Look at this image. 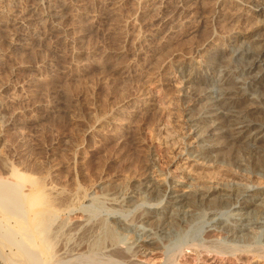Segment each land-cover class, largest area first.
<instances>
[{
  "label": "rangeland",
  "instance_id": "1",
  "mask_svg": "<svg viewBox=\"0 0 264 264\" xmlns=\"http://www.w3.org/2000/svg\"><path fill=\"white\" fill-rule=\"evenodd\" d=\"M156 1L51 0L52 6L65 3V32L57 33L64 37L62 43L56 42V33L35 34L32 26L19 30L13 26L9 32L0 28V186L22 187L21 196L38 189L48 201L67 196L73 212L60 214L59 219L73 226L86 221L82 207L122 205L131 194L140 195L137 190L155 176L173 182L176 193L187 190L190 182L174 149L201 103H190L178 70L185 67L189 74L201 76L209 67L205 60L210 54L218 60L216 71L229 68L238 36L259 26L264 0H186L188 11L177 21L178 32L168 37L161 34L162 24L153 22ZM33 3L16 0L12 13L20 10L14 14L20 18ZM42 7L40 13L48 10ZM24 31L27 42L19 46L16 40ZM259 72L252 97L260 101L264 70ZM259 101L245 105L264 107ZM221 141L202 151L204 179L211 171V176L220 172L218 164L246 153L242 146L230 149ZM52 191L61 194L50 195ZM134 200L144 208H155L139 197ZM95 209L97 216L107 214ZM196 212L194 234L181 239L182 245L178 242L171 263L158 249L141 250L133 260L138 264H264L245 250L217 255L198 248L205 213ZM213 233L210 239L223 236ZM119 238L122 250L134 240L131 234ZM170 239L165 244L171 246L177 236Z\"/></svg>",
  "mask_w": 264,
  "mask_h": 264
},
{
  "label": "bare ground",
  "instance_id": "2",
  "mask_svg": "<svg viewBox=\"0 0 264 264\" xmlns=\"http://www.w3.org/2000/svg\"><path fill=\"white\" fill-rule=\"evenodd\" d=\"M15 1L0 0V28L9 32L13 26L18 30L32 26L35 34L56 35V42H63L61 39L64 37L57 36V33L65 32L62 26V11L66 8L64 2L52 6L51 0H34L31 10L23 12L24 9L18 18L14 14L17 15L20 10L14 14L12 12L16 8L11 10ZM171 2L172 5L169 4ZM185 2L158 0L152 5L157 10L153 22L162 24L161 34L165 37L178 32L177 21L186 15ZM42 5L48 8L44 13L39 11ZM263 6L260 12L258 10L262 17L261 21L258 20L259 26L249 32L243 31L231 48L229 68L226 66L227 69L216 71L218 60L210 54L206 55L209 67L203 75H191L185 67L178 70L187 88L186 97L191 98L190 103H201L193 115L195 117L188 113V120L191 121L186 136H181V144L174 146V155L179 158L182 172L190 182L188 191L176 193L177 186L173 182L150 175V182L137 190L141 192L137 197L133 193L129 200L123 199L125 202L118 206L111 204L105 208L102 203V207L96 204L94 207H82L86 221L73 226L59 219L60 214L65 216L73 212L67 196L59 202L48 201L38 189L28 196H21L22 187L7 186L5 183L0 186V264H138L133 260L136 254L141 250L145 253L154 249L161 250V256L171 263L176 248L181 244L179 241L186 235L194 234L192 221L197 219L198 209L205 213L200 228L201 237L196 239L198 248L217 255H235L245 250L253 258L264 262V107L255 106L254 101L259 100L252 97L260 82L261 75L257 72L264 70ZM25 31L16 40L20 42L19 46H23L28 38ZM218 52L215 55L219 57ZM234 64L240 67L233 69ZM246 102H253L254 106L245 105ZM259 102L264 105V99ZM220 140L230 149L242 146L246 153L240 158L234 157L218 164L215 167L220 172H213L214 176H211V171L204 179L202 174L206 166L202 151ZM15 178L22 180L19 175ZM163 181L165 184L161 185ZM161 186H164L162 190ZM43 192H46L45 189ZM51 194L59 196L61 193L52 191ZM138 197L143 204L155 208H144L135 202ZM96 207L107 214L97 216ZM151 224L156 225L151 228ZM213 232L223 236L210 239ZM119 234L134 237L133 242L126 244L123 250L118 247ZM172 236H177V240L171 246V242L165 244ZM252 245L256 247L251 248ZM193 252L198 256L197 250Z\"/></svg>",
  "mask_w": 264,
  "mask_h": 264
}]
</instances>
